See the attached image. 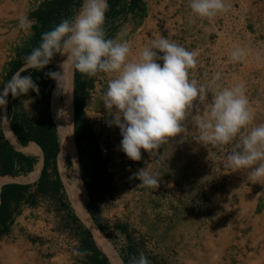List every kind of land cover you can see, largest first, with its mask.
I'll list each match as a JSON object with an SVG mask.
<instances>
[{
	"label": "crops",
	"instance_id": "0c3cea01",
	"mask_svg": "<svg viewBox=\"0 0 264 264\" xmlns=\"http://www.w3.org/2000/svg\"><path fill=\"white\" fill-rule=\"evenodd\" d=\"M54 1L0 0V84L10 79L15 72L20 71L22 76L30 75L39 86L38 93L30 90L26 95L15 98L9 94L8 103L0 111V146L4 142L8 143L12 164L9 172L0 176V264H112L108 254L98 246L94 230L77 216L71 197L68 196L66 182L71 186L70 182L74 181L76 175L83 186L85 210L94 229L110 244L122 264H129V258L134 256L129 252V243L126 242L125 246L118 247L115 242L120 237L126 240L130 238L128 233L132 226L129 223H132V220L117 222L111 215L99 210L98 208L103 205L102 198L106 200L107 206H116L121 201L122 206L130 207L131 201H128L133 196L132 186L139 184L145 190L147 204V200L150 201V199L161 202L176 199L180 201V204L185 200L187 208L190 204L193 206V201L195 202L198 198L197 192L207 190L204 182L205 175L203 176L198 170L195 173L194 136L187 135L181 139L177 136L170 138L158 149L150 152L144 151V156L139 161H132L123 154L124 165L121 174L126 175V178L121 182L118 180L119 168H112L109 165L106 168H100V171L94 175L99 176L97 182L101 181L106 184L107 191L103 197H99L98 204L96 203L97 189L92 186L93 172L82 171L79 167L81 155L94 148L88 145L86 138L76 141L73 130L72 139L76 156L67 154L60 159L62 152L56 129L59 151L54 160L49 154L45 157L33 141L25 140L26 134L22 132L25 126L26 130L29 128L28 123L31 125V130H35L38 126L41 95L45 89L50 94V115L57 128L52 117V101L57 84L47 73L56 71V69L59 72L56 61L60 53H57L56 59L53 57L50 63L42 69L31 68L23 62L17 71L11 73L3 70V63L5 60L16 61L17 58H9L13 55L11 48L25 42L19 37V32L24 30L18 27V18L24 13L33 17L36 9L47 12ZM56 1L60 3L63 0ZM133 1L108 0L109 8L105 14L104 25L107 38L112 33L115 38H121L119 34L123 33L122 38L131 42L133 53L158 37L164 36L190 51H196L198 53L197 62H201L204 68L206 65V71L204 69L202 72L209 80L210 64L212 62L227 63L228 59H231V48L236 46L243 48L242 36L246 34L251 42L255 43L253 46L256 50L262 49L261 60H264V37L259 38L260 31L264 30V20L261 22V17L264 16V0H225L226 10L211 18L194 17L188 6V0H137L135 6L132 5ZM64 2L66 4L59 5L57 11H53L56 22L51 21L49 23L51 26L55 27L63 19L75 17L81 9L83 0H64ZM228 48H230L229 51ZM192 75L193 71H190V77ZM109 78L110 76L105 73L88 76L75 70L72 76L73 128L75 123L78 127L86 125L90 128L91 142L97 143V152L104 160L112 156V151L122 153L119 149L122 139L120 132L112 138L107 134L108 129H113V134L116 129L119 130L116 126L108 125L111 116L102 103V96ZM196 108L199 107L193 101V108L189 111H194ZM60 117L62 120L67 119L66 109L62 110ZM186 121L189 122L188 116ZM190 122L193 124V118ZM104 128L107 129L106 133ZM21 142H25L24 145ZM104 142L107 143L106 150L103 148ZM200 145L199 143L197 155L201 149ZM202 159L206 162L205 158ZM144 167L158 170L160 177L157 188L143 186L136 178L130 179L133 173ZM42 171L49 182L57 184L56 192L53 193L55 190H40ZM65 178L69 182L65 181ZM119 183L123 186V189L119 188V190H122L124 197H116L117 191L113 194L115 196L109 197L110 191ZM18 188H23V190L19 191ZM14 192L18 194L10 197ZM258 197L259 195H256L254 209L251 213L244 214L235 210V214L233 213L230 218L218 214L215 224L224 226L234 220L237 222L254 221L256 231L251 232L250 230L251 236L255 239L259 238L254 259L264 262L261 255L264 249V229H262L264 228V215L260 214L261 211L264 213V199L260 201ZM151 204L150 202L149 205ZM259 204H263L262 209L259 214H255ZM223 208L227 209L226 203ZM146 221L151 222L150 219ZM123 228L124 231H121ZM84 232L83 241L93 244L94 247H84L81 244L82 236L80 235ZM250 232L235 236L232 241L239 242L246 239V244H249L252 241ZM69 234L76 236L79 244L76 248L67 247ZM225 235V237L217 235V242L210 240L213 243L211 253L215 258L214 264H236L233 260L228 262L225 258L226 254L232 257L237 256L236 250L231 251L232 241L227 243L232 234ZM229 247L230 252L226 253V248ZM189 250L192 257H186L185 264H205L204 261L200 262L196 259L193 252L194 247ZM77 252L84 253V255H78ZM158 261V263L156 261L151 264H162L160 260Z\"/></svg>",
	"mask_w": 264,
	"mask_h": 264
},
{
	"label": "clouds",
	"instance_id": "9594fccd",
	"mask_svg": "<svg viewBox=\"0 0 264 264\" xmlns=\"http://www.w3.org/2000/svg\"><path fill=\"white\" fill-rule=\"evenodd\" d=\"M194 17L211 18L226 10L225 0H188ZM108 0H84L78 14L63 19L49 31L41 34V42L25 57L28 66L42 69L57 53L66 54L65 62L88 76L105 73L110 76L102 96V103L111 116L109 126H116L122 137L119 149L132 161L141 160V150L158 149L170 138L185 131L183 121L193 108V101H207L197 119L198 134L194 140L216 147L232 145L225 152L226 166L247 169L248 175L264 179V123L256 124L246 89L241 83L228 86L218 83L221 73L211 81L210 87L190 78V69L197 65L198 53L188 50L164 36L151 41L133 53L130 41L107 38L105 14ZM34 21L27 13L18 18V27L31 31ZM231 60L245 58L242 47L231 51ZM15 72L0 88V111L12 97L26 95L30 90L39 92V86L30 75ZM57 88L64 86L63 72L50 71ZM158 170L141 168L132 174L146 187H158ZM78 255L84 253L77 252ZM129 264H151L140 253L129 258Z\"/></svg>",
	"mask_w": 264,
	"mask_h": 264
},
{
	"label": "rangeland",
	"instance_id": "374dc122",
	"mask_svg": "<svg viewBox=\"0 0 264 264\" xmlns=\"http://www.w3.org/2000/svg\"><path fill=\"white\" fill-rule=\"evenodd\" d=\"M83 5L84 0L82 2L81 9ZM36 11L38 10L36 9L34 12ZM29 18L34 21L33 27L31 31L19 32V37L21 40L24 39L25 42L21 45H17L18 47H12L11 54L13 55H10L9 58H18V56L22 55L32 46L38 24L34 17L29 15ZM263 20L264 16L261 17V22ZM263 37L264 30H261L259 33V38L262 39ZM109 38H115V35L112 33L110 34ZM242 41L243 49L245 51V58L243 60L234 62L231 59H228L227 63L225 64L212 62V64H210L211 76L209 80L207 79V76L203 75L202 72L204 69L206 71V65L204 68L201 62H197L196 67L190 69V71H193V75L190 78L197 80L199 84H205L210 87L207 100L211 99V81L214 74L217 72H221V80L218 81V83L222 85L228 86L234 83L243 84L246 89V95L248 97L250 106L255 113L254 123H264V60H261L263 51L261 48L256 50L253 46L255 43H252L246 34H243ZM229 49L230 48H228V51ZM232 49L233 48H231V50ZM60 55L61 54H59V58ZM56 56L57 54L53 56L54 59H56ZM58 61L59 59L56 61V66L58 69H60L61 64L58 63ZM11 65L12 61L5 60L3 63V70L10 71L12 68ZM206 103L207 101L200 102L198 99L194 101V104L199 108H196L191 112L189 111L187 115L189 117V122L187 123L186 119L183 121L185 131L182 134H178L177 137L181 139L183 136L193 135L195 137L198 134L196 121L202 114L204 104L206 105ZM192 118L193 124L190 122V119L192 120ZM73 120L74 116H72V132L74 130ZM88 129L90 132L89 134H91L89 127ZM104 129L105 132L107 129ZM108 130L109 132H107V134L111 135V138L113 135L117 136L120 132L116 129V132L113 134V129ZM198 145L199 143L195 141V173H197L198 170L201 172V174H203V176L205 175L204 182L207 190L197 192L198 198L195 202L193 201V206H191L189 203L190 205L187 208L185 200H183V203L181 202V204H183L181 205L180 201H177L176 199L169 200L168 202L150 199V201L147 200V204L145 199V190H143V187L139 186V184H134V186H132L133 196L132 199L128 201H131L130 207L122 206L123 202L121 201L116 206H107L106 200L102 198L103 205L102 207L98 208L99 210L101 209L106 214L111 215L117 222H124V220L129 219L132 220V223H129L132 226L130 233H128L130 238L126 240V238L123 239L120 237V239H117L115 242L116 246H125L127 242L129 243L130 249L132 250L131 253L134 254V256L138 257V255L142 252L151 261V263H155L156 261L158 263V260H160L162 264H185V258L192 255L189 249L194 247V253L198 251L202 254L205 251L200 249V242H208V240L216 242L218 240L217 234L215 232L219 227L221 229H226L228 233L233 232L235 229L239 230L240 227V233L237 236H240L244 232H250V230L251 232L253 231L252 221L248 222L244 220L243 222H237L234 220L230 223H226L224 226H216L215 218L218 214L226 215L227 218H230L233 213L235 214V210L244 214L251 213L254 209V200L256 195H259L258 198L260 201L264 199V179L255 180L251 178L248 175L247 169L236 170L226 166L225 152L231 151L232 145L216 147L211 144H201V149L197 155ZM106 147L107 143L104 142L103 148L105 150ZM111 153L112 156L105 160H107L110 167H116L120 169L118 180L121 182L126 178V175L121 174L123 170L122 167L124 165V153L114 151ZM144 153V150H142V157L144 156ZM202 158H205L206 162H204V159ZM110 188H112V186H110ZM119 188L123 189L121 183L113 187V189L110 191L111 193L109 194V197H111L115 191H117L118 193L116 192V197L123 198L124 196L122 195V190L120 191ZM177 195L180 196V194ZM98 199L96 201L97 204L99 202ZM150 202L152 203L151 205H149ZM224 203L227 204L226 210L223 208ZM262 206L263 204H259L257 206L255 214L260 213ZM260 214L264 215L262 211ZM148 219H150L151 222L146 221ZM216 219H218V217ZM153 220L155 221L153 222ZM251 232V243L256 242L257 244L259 242V238L255 239V237L251 236ZM67 237L68 248H76L79 245L76 236L69 234ZM101 237L103 240H105L102 235ZM241 241L245 243L246 250L250 252L253 251L249 249L251 247V243L246 244V239ZM248 245L250 246L248 247ZM215 247L218 246L215 245ZM227 252H230V248H227L226 253ZM236 254L238 255L237 251Z\"/></svg>",
	"mask_w": 264,
	"mask_h": 264
},
{
	"label": "trees",
	"instance_id": "16d2710c",
	"mask_svg": "<svg viewBox=\"0 0 264 264\" xmlns=\"http://www.w3.org/2000/svg\"><path fill=\"white\" fill-rule=\"evenodd\" d=\"M137 0L133 1V6L136 5ZM63 4H66L64 0L60 3H58L56 0L54 1L53 5L51 8L45 12L41 9L36 11L34 13V18L37 21V32L34 35V39L32 42V46L30 47L29 50L24 52L22 55L18 56L16 61L12 62V68L10 70L11 73H14L17 71L21 66L22 63L25 62V57L30 54L32 49L36 46L39 45L41 42V34L49 31L53 28L49 23L51 21L56 22V16H54L53 11H57L58 6H62ZM41 106L39 109V118L37 121L38 126L36 127L35 130H31V125L29 124V128L24 131L26 136L25 140L33 141L37 147L41 149L43 152L44 156L50 155L51 158L54 160L56 158V155L58 154V142H57V135H56V128L52 122L51 118V113H50V94L47 92V89H45L44 93L41 95ZM89 129L86 125L78 127L77 123H75L74 126V138L76 141H79L80 138H86L87 141L89 142L88 145L94 147L91 149V151H85L84 154L81 155L79 159V167L83 171H89L90 173L93 172V184L92 186L97 189V194L96 197H102L107 191V186L103 182H97V179L99 181V176H95L96 172L100 171V168H106L108 166L107 160H104L101 158L100 154L97 152V143L96 142H91V134H89ZM36 139V140H35ZM25 142H21L22 145H24ZM11 151L9 148L8 143H3L0 146V176H3L7 174L10 170L11 167ZM95 174V175H94ZM95 176V177H94ZM56 183L49 182L47 177L44 175V171H42V175L40 178V190H48V191H53L56 192ZM17 190H23V188H18ZM18 194V192H14L10 197H15ZM96 198V199H98ZM95 199V197H94ZM95 199V200H96ZM85 231V230H83ZM123 231V229H122ZM85 232L80 235L82 236L80 238V242L84 247H94L93 244L91 243H86L83 240V235ZM85 237V235H84ZM132 250L130 249L129 252Z\"/></svg>",
	"mask_w": 264,
	"mask_h": 264
},
{
	"label": "bare ground",
	"instance_id": "6f19581e",
	"mask_svg": "<svg viewBox=\"0 0 264 264\" xmlns=\"http://www.w3.org/2000/svg\"><path fill=\"white\" fill-rule=\"evenodd\" d=\"M65 60H66V54H63V55L61 54L58 63H60L62 65ZM63 70H64V74H65L64 86H63L62 90L59 88H57L55 90L54 98L52 101V117H53V121H54L56 127L58 128L57 134H58L61 152H62V156L60 159H62L67 154H70L73 157L76 156V150H75V146H74L73 139H72V102H71L72 100H71V95H72L73 68L71 67V65L69 63L65 62L63 65V69L61 67L59 72L62 73ZM63 109H66L67 113H68V117L66 120H62V118L60 117ZM75 172H76V169H75ZM65 181L69 182V180L67 178H65ZM70 183H71L70 184L71 186L67 185V182H66V186H67L68 193H69L71 200H72V203H73V208H74L77 216H79L83 222L88 224L94 230L95 235H96V239L98 242V246L104 252H106L108 254V256L111 259L112 264H122V262L120 261V259L116 255L115 251L110 246V244L107 241L103 240L101 235L96 231V229H94V227L91 223L89 215L87 214V212L85 210V205H84L85 192H84L83 187L81 185V182L78 178V175H76L74 181H71ZM252 227H253V231L255 232L256 231V223L254 221H252ZM262 229H264V228H262ZM215 233L217 235H221V237L222 236L225 237L226 236L225 234H228L226 229H221L220 227L216 230ZM239 233H240V227H239V230L235 229L233 232H231L232 235L229 238L230 240H227V243L231 242L232 239L235 236H237ZM214 236H216V235H214ZM208 242H200L201 243L200 249L202 251L204 250L205 252L201 254L200 252L196 251L195 256H196V259H198L200 262L204 261L205 264H214L213 261L215 260V258H213L214 255H213V253H211V248L213 246V243L211 241H210V243H208ZM231 243H232L233 248L232 249L230 247L229 248L232 251L236 250L238 252V255L236 257H232L229 254H226L225 258L227 259L228 262L233 260L236 264H261V263L264 264V262H260V261H257L254 259V256L257 253L256 242L251 243V247L249 249L253 250L252 252L246 250L245 243L243 241H241V242H233L232 241ZM249 246L250 245H248V247ZM261 255L264 258V249H263V253Z\"/></svg>",
	"mask_w": 264,
	"mask_h": 264
},
{
	"label": "water",
	"instance_id": "95a60500",
	"mask_svg": "<svg viewBox=\"0 0 264 264\" xmlns=\"http://www.w3.org/2000/svg\"><path fill=\"white\" fill-rule=\"evenodd\" d=\"M57 129V133H58V128H56Z\"/></svg>",
	"mask_w": 264,
	"mask_h": 264
}]
</instances>
